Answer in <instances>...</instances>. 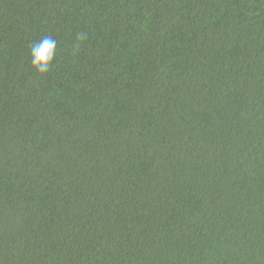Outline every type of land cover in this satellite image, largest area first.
Returning a JSON list of instances; mask_svg holds the SVG:
<instances>
[{"label":"trees","instance_id":"16d2710c","mask_svg":"<svg viewBox=\"0 0 264 264\" xmlns=\"http://www.w3.org/2000/svg\"><path fill=\"white\" fill-rule=\"evenodd\" d=\"M0 264H264V0H0Z\"/></svg>","mask_w":264,"mask_h":264},{"label":"clouds","instance_id":"9594fccd","mask_svg":"<svg viewBox=\"0 0 264 264\" xmlns=\"http://www.w3.org/2000/svg\"><path fill=\"white\" fill-rule=\"evenodd\" d=\"M85 37L79 35L77 40H83ZM57 40L52 36H44L37 43H34L30 51L31 65L37 73L43 75L50 71L52 61L56 57Z\"/></svg>","mask_w":264,"mask_h":264}]
</instances>
